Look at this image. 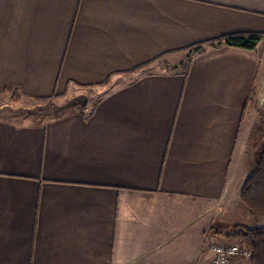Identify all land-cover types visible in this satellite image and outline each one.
Returning a JSON list of instances; mask_svg holds the SVG:
<instances>
[{
	"label": "crops",
	"instance_id": "crops-1",
	"mask_svg": "<svg viewBox=\"0 0 264 264\" xmlns=\"http://www.w3.org/2000/svg\"><path fill=\"white\" fill-rule=\"evenodd\" d=\"M236 31L264 0H0V93L87 100L0 117V264H210L264 138V37L207 42Z\"/></svg>",
	"mask_w": 264,
	"mask_h": 264
},
{
	"label": "rangeland",
	"instance_id": "rangeland-1",
	"mask_svg": "<svg viewBox=\"0 0 264 264\" xmlns=\"http://www.w3.org/2000/svg\"><path fill=\"white\" fill-rule=\"evenodd\" d=\"M196 49L192 47L190 52ZM186 56L179 62V66L176 68L183 69L187 63L188 53ZM164 58H159L157 64L152 67V70H172L174 69L168 60H163ZM166 61V62H165ZM94 93V92H93ZM100 91L93 94V97L98 98L100 96ZM90 94V93H87ZM75 99L70 98L68 94L65 95H52L47 98H33L28 97L20 93L17 88L11 87L0 93V117L8 118L10 120L22 121V122H38L43 123L52 118L58 117L60 114L65 112H70L73 110H79L82 108L83 102L87 100L85 96H78ZM85 106V105H84ZM258 142H254L255 146L253 150L249 153V158L256 156V152L253 154L255 148L258 145L264 143V138L260 140L257 138ZM244 212L240 211L237 215L238 219L241 222L245 223V226L255 227V226H264V214L252 213L244 209ZM243 226L244 224H238ZM230 231H233L235 227L233 225L228 226ZM211 230V233L214 231ZM217 237L221 236L215 234ZM232 238V237H231ZM230 239V238H229ZM226 240V239H225Z\"/></svg>",
	"mask_w": 264,
	"mask_h": 264
},
{
	"label": "trees",
	"instance_id": "trees-1",
	"mask_svg": "<svg viewBox=\"0 0 264 264\" xmlns=\"http://www.w3.org/2000/svg\"><path fill=\"white\" fill-rule=\"evenodd\" d=\"M262 37H264L262 32L236 31L207 42L212 45H228L252 50ZM239 199L249 212L264 214V144L258 146L255 160L240 188ZM229 236L240 238L248 247L249 264H264V226L236 225Z\"/></svg>",
	"mask_w": 264,
	"mask_h": 264
},
{
	"label": "built area",
	"instance_id": "built-area-1",
	"mask_svg": "<svg viewBox=\"0 0 264 264\" xmlns=\"http://www.w3.org/2000/svg\"><path fill=\"white\" fill-rule=\"evenodd\" d=\"M208 246L212 254L210 264H234L237 259H249L250 257L248 247L238 237L225 240L212 235Z\"/></svg>",
	"mask_w": 264,
	"mask_h": 264
}]
</instances>
